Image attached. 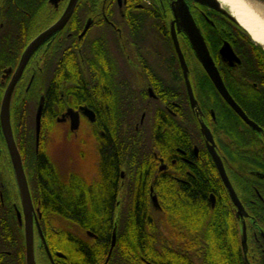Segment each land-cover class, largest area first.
Here are the masks:
<instances>
[{
    "label": "flooded vegetation",
    "instance_id": "obj_1",
    "mask_svg": "<svg viewBox=\"0 0 264 264\" xmlns=\"http://www.w3.org/2000/svg\"><path fill=\"white\" fill-rule=\"evenodd\" d=\"M69 3L70 0H0V264H206L215 260L264 264V228L247 227L246 194L240 185L246 173L241 154L246 145L245 132L255 130L264 147L262 128L243 108L247 92L252 94L262 89L259 83L247 79L250 69L244 64V48L241 49L235 36L237 26L246 31L219 9L197 0H77L65 24L33 47L4 101L24 52L35 38L61 19ZM199 40L204 41L210 63L231 97L258 127L247 124L221 96L206 70L209 61L203 62L198 57L203 52ZM224 43L230 45L237 60L221 56ZM73 47L82 58V103L75 107L67 104L56 113L51 111V117L70 122L66 113L72 109L79 121H88L98 139V172L95 178L82 176V200L90 199L91 190L99 189L103 180L109 179L114 185L116 209L121 184L126 183L131 185L128 213L143 212L147 216L159 213L166 225L171 214L167 195L175 198L178 208L174 227H153V232L151 227H142L145 239L135 241L138 246L157 247L158 255L148 252L131 257L121 250L113 254L116 230L110 234L107 245L103 233L95 227H41L43 215L53 217L62 210L46 207L44 196L49 197L55 191V199L61 200L64 195L67 198L65 189H69L71 182V176L61 174L50 161L46 162L48 169L43 173L37 162L31 176L25 172L31 207L22 202L7 131L12 134L25 168L22 136L27 131L21 126L24 105L37 104L33 135L38 157L40 141L36 149L35 114L42 97V121L49 92L33 90L35 77L44 71L46 64L49 69L57 64L61 56L65 57L67 66ZM107 109L113 119H138L133 130H141L158 140L143 169L121 166L117 161L114 175L104 176V170L109 173L102 160L108 136L101 119L102 115L107 116ZM209 147L221 161L238 206L220 177ZM199 180L207 185L201 204L216 208L215 212L199 213L197 195L184 192L188 187L194 191V183ZM156 183L165 195L162 199L158 198ZM140 188L145 198L142 211L140 201L136 200ZM257 194L261 198L263 193L257 191ZM49 199L54 202L52 196ZM229 217L236 229L237 241L231 243L233 248H238L237 253L213 257L209 254L215 228L221 231V219L226 223L224 227H230ZM26 218L31 227H25ZM129 229L132 233L137 230ZM223 234L229 249L231 231ZM160 247L168 254H162ZM77 249L81 255L76 254Z\"/></svg>",
    "mask_w": 264,
    "mask_h": 264
},
{
    "label": "trees",
    "instance_id": "obj_2",
    "mask_svg": "<svg viewBox=\"0 0 264 264\" xmlns=\"http://www.w3.org/2000/svg\"><path fill=\"white\" fill-rule=\"evenodd\" d=\"M75 25L77 26L78 23H75ZM237 27L238 33L235 36L237 37L239 44H241L240 47L241 49L247 48L243 49L242 53L244 64L250 69L247 79L256 81L262 87L261 92H251L252 94L247 92L245 97H243V108L247 115L254 119L262 128V132H264V50L260 45L253 43L249 36L239 26ZM71 43L72 41H70V44ZM73 50V53L68 54L67 66L65 64V57L61 56V60L58 61L57 64L53 65L50 69L48 64H46L44 71L42 70L35 77V87H33V90L37 93H40L41 91L47 92L46 90L49 91L47 100L44 103L45 112H49V114H45L43 111L42 120L47 117L48 119L53 120L51 117V111L56 113L67 104L75 107L76 105L82 103V58L77 55L75 48ZM58 56H56V58ZM46 82H49L48 85L42 87L43 83ZM36 106V103H25L24 105V118L21 120V126L27 132L22 136V155L27 166L30 165L31 171L38 163L39 170L43 173L48 169L47 166L49 164L46 162H48L49 159L43 154L41 149L38 157H36L35 154L33 135L34 112H32V110H35ZM105 111L104 113H106L107 116L102 115L101 124L105 127L108 138L104 141L105 148L102 160L109 173H106L104 170V176L112 177L114 175L117 167V161L118 165L121 166L133 165L135 168L140 166L141 169L146 167L144 166V162L149 159V155H151L150 151L157 147L158 140L153 139L152 136L142 133L141 130L137 132L132 130L134 128L132 125V123H135L134 120H115L110 118L108 109ZM116 130H118V132L115 133L114 131ZM123 130L127 131L124 132ZM257 137L258 135H256L255 130L253 132L252 130L246 131V145L245 149L241 153L244 158L246 173L245 179L242 181L243 184L241 182L240 185L243 192L246 194L245 196L249 213L248 224L251 229L259 227L264 228V178L259 176V174L264 173V147ZM115 152L117 153V156H115ZM208 158L209 157H206L205 160L209 165ZM210 168L212 167L210 166ZM212 172H214L213 168ZM255 172L261 173L257 174ZM170 185L171 184H169L168 187ZM217 185L218 184L215 182L214 186L217 187ZM206 186L207 185L205 183L199 180L198 183H194V191H191L189 187L184 189V192L195 193L197 195L199 213L206 211L215 212L214 210H216V208H211L209 205L205 206L201 204L203 200L202 197L205 196L207 191ZM154 187L156 191L158 188L160 189L159 184L157 183L154 184ZM261 188L263 190H261ZM65 190H67V198L65 201L63 199L58 200L60 199L58 197L55 199V195L57 194L55 191H52L51 194L55 203L50 201L49 197L51 196H44V200H46L45 202L47 203H45L46 207L62 208V210H58V212H56V215L53 216V218L58 216L59 218L66 220L69 223V227H84L86 229L95 227L96 229L101 230L103 233V239L108 245V241H110V234H112L113 231L112 227L115 211L114 185L109 181V179H104L99 189L91 190L90 199L82 200V180L78 179L74 181L71 175L70 187ZM257 191L263 193L261 194V198L258 196ZM137 199L140 201L139 208L140 211H142L143 207L141 203L142 200L145 199L143 198L142 189L137 195L136 200ZM166 202L170 204V206H168V211L171 212V214L167 216L168 220L165 222L166 225L164 224L162 215L159 213L147 216L144 215L143 212H137L135 214H129L127 212L123 216L122 220H120L119 224V219L122 217L120 216L118 219V228L116 229V243L113 248V254L118 250H121L123 253L131 257L146 255L148 252H150V255H158L157 247L156 251L153 247H150L149 249L148 247L142 245L138 246L135 241H142L145 239L142 227H151L152 232L154 231L153 227H174V218L178 205L175 202V198H170L169 195H167ZM57 203H61V205H56ZM96 205H98V208H95ZM49 216L50 215L47 216L46 214L43 215L41 227H49L47 224V218ZM228 222L230 223V227H224L226 223L223 219H221V231L218 232L217 228H215V236L213 239V245L211 246V253L209 255H213V257L236 255L238 248H233L234 245H232L234 239L235 242L237 241L236 229L233 227V220L231 217H229ZM130 227H136V232L133 231L132 233L129 229ZM227 230L231 231L233 237L231 238L230 236V243L231 241L232 243L229 245V249L226 248L227 240L223 234L224 231L226 232ZM160 249L163 250L161 247ZM164 252L165 250L162 251V254H164ZM76 254L81 255L78 249ZM165 254H168V252H165ZM171 254L173 255L174 252H171ZM206 264L236 263L232 261L215 260L214 262Z\"/></svg>",
    "mask_w": 264,
    "mask_h": 264
},
{
    "label": "rangeland",
    "instance_id": "obj_3",
    "mask_svg": "<svg viewBox=\"0 0 264 264\" xmlns=\"http://www.w3.org/2000/svg\"><path fill=\"white\" fill-rule=\"evenodd\" d=\"M223 9L227 11V8L224 7ZM251 41L257 44L253 40ZM199 42H200L198 43L199 48L202 51L206 52L207 49L204 41L199 40ZM206 56L210 58V56L208 55ZM23 90L24 89L22 88V91ZM32 112H34V109L32 110ZM114 119L116 120V118ZM137 121L138 119H134L135 123ZM135 123H132V125H134ZM39 141H40V149L43 151V153L46 155L49 161L53 164V166H55L56 170L59 171L61 174L65 176L72 175V179L74 181L78 179L82 180V176L84 175H86V177L89 178L90 177L95 178V176L97 175L98 172L97 165L99 160L97 149L99 143L95 133L91 132V126L89 125L88 121L81 119L79 121V125L77 129L71 130L69 120L63 122V121H57L56 119L50 120L48 119V117L44 118L41 121ZM137 167L139 168L140 166ZM14 169L16 173L17 169L15 166ZM22 169L24 172V176H25V172L27 175L28 173L30 176L32 175L30 165L28 166L26 165V167L25 168L22 167ZM16 177H17V173H16ZM26 183L29 190L28 179H26ZM130 186L131 185H126V183L121 184L118 195L119 206L114 211L113 232L118 228L119 217L122 216L119 219V224H120V220H122L123 216L129 210L130 191L128 192V190H130ZM18 187L21 193L19 183H18ZM30 190H31V186H30ZM156 192L158 193L159 199L165 197V195L162 194L161 189L158 188ZM29 196H30V192H29ZM62 198L64 201L66 200L65 195ZM22 202H23V198H22ZM95 208H98V205H96ZM155 214L156 213L153 212V215ZM47 219L50 220L49 223H47L49 227H69V223L64 219L59 218L58 216L55 218L53 217L51 218L50 215ZM247 227H250L249 224L247 225ZM247 239L250 242L249 240L250 238H248V236ZM251 244L253 245L254 241Z\"/></svg>",
    "mask_w": 264,
    "mask_h": 264
},
{
    "label": "water",
    "instance_id": "obj_4",
    "mask_svg": "<svg viewBox=\"0 0 264 264\" xmlns=\"http://www.w3.org/2000/svg\"><path fill=\"white\" fill-rule=\"evenodd\" d=\"M77 0H70L69 6L66 10V12L64 13V15L61 17V19L55 23L53 26H51L50 28H48L47 30H45L43 33H41L37 38H35L30 45L28 46V48L26 49V51L24 52L21 61L18 65V68L16 69V72L12 78V81L7 89L6 92V96L4 101H6V98L8 97L9 91L12 87V85L14 84L15 80L17 79V76L19 75V73L21 72L26 60L28 59L31 51L33 50V47L40 41L42 40L46 35H48L49 33H51L52 31H55L57 28L63 26L65 24V22L68 20V18L70 17L73 8L76 4ZM198 2L205 4L209 7H214L219 9L220 11H222L223 13H225L226 15H228L231 19H233L234 21H236L235 18H233L228 11L224 10L223 8H220L218 6V4L214 1V0H197ZM254 1L260 8L264 9V0H252ZM189 15V13H188ZM237 22V21H236ZM238 23V22H237ZM176 47H177V51L179 53L180 59L182 60V63H184V60L181 56L179 47L176 43ZM220 54L224 59H228L230 61L232 60H237L235 54L233 53L230 45L228 43H224L222 48L220 49ZM207 50L206 52H201L200 54H198V57L201 61L203 62H207L209 61V63H207L205 65L207 72L209 73V76L211 78V80L213 81L214 85L216 86L217 90L220 92L221 96L224 98V100L229 104V106L250 126L256 128L258 127L257 124L252 121L250 118H248V116L244 113V111L240 108V106L234 101V99L231 97V95L229 94V92L227 91V89L225 88L217 70L214 68L213 64L210 63V58L207 57ZM206 59H205V58ZM188 91H189V95H190V99H192V93L190 90V87L187 85ZM42 109H43V98H40L37 110H36V114H35V148H38L39 145V135H40V123H41V114H42ZM69 117H70V129L71 130H76L78 125H79V118H78V114L77 112L73 111L72 109H68L67 113H66ZM206 135L208 134V132L205 133ZM7 139L8 142L10 144V151L11 154L13 156V161H14V166L16 167V173H17V178H18V183L20 185V190H21V196L23 198V202H24V206H28L29 208L31 207V200H30V196H29V190L27 187V183H26V179L24 176V172L22 169V164L20 161V157L19 154L16 150V147L14 145V141L12 138V134L11 132L8 130L7 131ZM209 152L212 156V159L214 161V164L220 174V177L222 179V181L224 182V185L228 188L231 198L233 200V202L238 206L239 203L237 201V198L234 194V190L232 189V186L230 185V182L224 172L223 166L221 164L220 159L218 158V155L216 154V152L214 151V149L212 147H209ZM16 155L17 160L15 159L14 155ZM262 177H264V174H261ZM152 201L154 203L157 204V200L155 196H152ZM25 227H31V223L30 221L25 220ZM114 235V233H113ZM27 240L29 241V233L27 232ZM114 244V237L112 239V244H111V248L110 251L112 250Z\"/></svg>",
    "mask_w": 264,
    "mask_h": 264
},
{
    "label": "bare ground",
    "instance_id": "obj_5",
    "mask_svg": "<svg viewBox=\"0 0 264 264\" xmlns=\"http://www.w3.org/2000/svg\"><path fill=\"white\" fill-rule=\"evenodd\" d=\"M220 8H227L229 14L246 31L251 40L264 50V9L252 0H214ZM14 155V154H13ZM17 160L16 155H14Z\"/></svg>",
    "mask_w": 264,
    "mask_h": 264
}]
</instances>
